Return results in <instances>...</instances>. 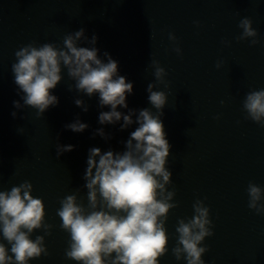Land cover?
<instances>
[{
    "label": "water",
    "instance_id": "95a60500",
    "mask_svg": "<svg viewBox=\"0 0 264 264\" xmlns=\"http://www.w3.org/2000/svg\"><path fill=\"white\" fill-rule=\"evenodd\" d=\"M244 20L255 36H245ZM81 29L77 46L95 47L102 62L116 61L117 74L133 84L127 108H117L122 117L132 114L123 130L122 118L99 123L110 109L79 91L66 67L52 90L58 103L43 113L24 104L14 83L18 51L45 44L65 50V39ZM149 85L165 94L162 109L149 103ZM260 90L264 0H0V192L28 184L44 213L30 235L42 238L44 252L28 264H77L66 256L71 236L57 213L69 196L85 213L93 211L84 178L89 151H127L144 109L163 122L169 143L170 178L157 198L173 207L161 218L167 243L157 264H187L186 253L178 259L175 251L182 249L177 228L192 221L196 206L207 209L211 233L198 244L202 264H264V117L256 121L244 107ZM77 120L88 125L83 133L67 128ZM69 145L73 150L64 151ZM250 185L261 190L255 207ZM0 244L11 255L2 235Z\"/></svg>",
    "mask_w": 264,
    "mask_h": 264
},
{
    "label": "clouds",
    "instance_id": "9594fccd",
    "mask_svg": "<svg viewBox=\"0 0 264 264\" xmlns=\"http://www.w3.org/2000/svg\"><path fill=\"white\" fill-rule=\"evenodd\" d=\"M240 26L245 36L256 35L249 20L242 21ZM83 34L81 29L74 36L69 35L64 41L65 50L45 44L18 51V62L12 68L14 83L24 94V104L36 109L38 114L43 113L58 103L52 90L61 80V67H66L79 91L89 97L98 96L100 106L110 109L100 113L99 123L114 124L122 118L123 130L133 123L132 114L122 117L117 108H127L126 99L133 94V84L117 74L116 61L109 57L106 63L102 62L95 47H78L76 42ZM95 42L93 36L91 43ZM161 72L157 70V78ZM148 93L149 103L162 109L165 94L152 91V85L148 86ZM75 104L82 106L80 100ZM13 106L19 107L18 102L14 101ZM244 107L254 120L264 117V90L248 95ZM136 124L138 127L131 133L123 154L112 151L102 154L98 148L89 151L84 178L93 211L85 213L75 203V197L69 196L57 213L61 227L71 236L66 256L77 264H157V258L165 251L167 236L161 218L173 205L158 199L157 191L162 192L170 178L164 167L169 143L163 122L149 110L139 112ZM87 127L79 120L67 125L73 133H83ZM97 134L103 137V130ZM72 150L71 145L64 148V151ZM30 190V185L24 184L10 192H0V235L11 245L9 255V250L0 244V264H28L44 252L42 238L30 239L32 231L41 226L44 215L42 201L32 198ZM260 192L258 187L250 185L251 207L260 199ZM98 193L101 210L97 211ZM195 212L192 221L187 224L181 221L177 228L182 249L175 251L178 259L181 251L186 253L187 264H202L200 256L205 249L198 244L211 235L205 227L207 209L196 206Z\"/></svg>",
    "mask_w": 264,
    "mask_h": 264
}]
</instances>
